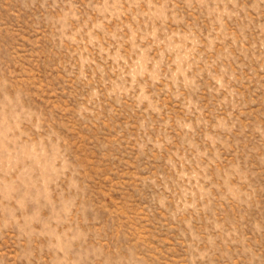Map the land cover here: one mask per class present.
Segmentation results:
<instances>
[{
  "label": "rangeland",
  "instance_id": "obj_1",
  "mask_svg": "<svg viewBox=\"0 0 264 264\" xmlns=\"http://www.w3.org/2000/svg\"><path fill=\"white\" fill-rule=\"evenodd\" d=\"M0 264H264V0H0Z\"/></svg>",
  "mask_w": 264,
  "mask_h": 264
}]
</instances>
